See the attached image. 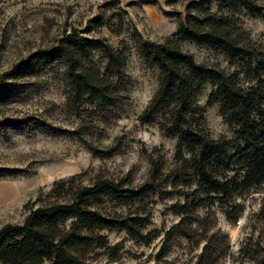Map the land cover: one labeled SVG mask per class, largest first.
Here are the masks:
<instances>
[{
    "label": "rangeland",
    "instance_id": "374dc122",
    "mask_svg": "<svg viewBox=\"0 0 264 264\" xmlns=\"http://www.w3.org/2000/svg\"><path fill=\"white\" fill-rule=\"evenodd\" d=\"M188 0H0V85L12 64L38 49L57 45L66 34L103 39L123 53L124 67L120 95L123 101L106 113L89 105L68 108L62 67L55 66L28 78L30 89L6 105H0V120H36L49 132L33 128L30 132L10 131L0 136V226L20 223L27 209L49 191L53 181L82 174L83 184L96 175L124 180L129 187L143 183L151 162L159 167L167 182L160 189L175 193L165 199L149 194L129 207L103 203L102 212H137L149 217L142 230L144 241L129 238L123 231H102L109 245L118 244L113 258L97 255L91 264H193L204 233H217L226 247L218 264H264V181L227 202L217 198L202 202L196 210L199 223L187 225L188 237H174L165 244L166 253L158 256L163 234L179 216L169 209L173 203L197 202L190 194L193 185L169 176L174 160L175 138L167 137L156 120L141 124L137 115L147 105L157 87V70L147 68L137 54L134 35L149 42L170 38L176 20L184 14ZM218 0H213L215 10ZM258 16L245 10L235 12L242 44L264 49V0H254ZM94 19L102 21L100 26ZM96 20V21H97ZM180 48L204 65L225 73L239 69L223 55L190 42ZM92 61L104 63L97 53ZM102 70V69H101ZM241 77V76H239ZM211 85H203L195 102L202 108V119L209 137L233 141V128L218 111V103L205 106ZM32 123V122H31ZM34 123V122H33ZM110 148L113 153L105 156ZM177 193H182L178 195ZM222 235L225 238L222 239ZM221 240V241H220ZM98 253L101 250H97Z\"/></svg>",
    "mask_w": 264,
    "mask_h": 264
},
{
    "label": "trees",
    "instance_id": "16d2710c",
    "mask_svg": "<svg viewBox=\"0 0 264 264\" xmlns=\"http://www.w3.org/2000/svg\"><path fill=\"white\" fill-rule=\"evenodd\" d=\"M218 1L212 10L213 0H188L183 16L176 20L174 33L162 42L134 35L138 56L147 68L157 70L156 90L137 120L141 124L161 120L159 129L175 138L173 157L177 166L168 174L174 178L171 184L193 185L190 194L201 197L195 203L185 199L170 206L180 218L165 230L160 257L172 238H189L187 225L201 222L196 210L202 202L217 198L225 203L264 181V49L242 44L234 15L245 10L258 16L260 10L254 0ZM96 20L100 26L102 21ZM179 42L205 47L231 63L238 62L240 67L225 73L198 63L180 48ZM93 53L103 61L102 68L92 61ZM55 66L63 68L61 78L68 108L89 105L106 113L123 101L119 93L124 78L122 51L103 39L72 33L59 39L55 47L32 51L12 64L4 74L7 81L0 85V105L15 101L29 90L28 78ZM206 83L211 89L205 106L218 103L219 115L233 128L234 145L207 134L202 108L195 102ZM33 128L49 132L36 120H0V136ZM114 150L110 148L104 155ZM81 177L76 174L53 181L48 193L37 200L38 205L27 209L20 223L0 226V264H91L100 254L113 258L119 245H109L101 232L123 231L131 239L144 241L142 230L149 224V217L137 212H102V204L129 207L149 194H157L159 199L175 194L160 189L167 177H162L154 161L147 179L136 187L98 174L83 184ZM217 236H201L202 245L193 264H218L226 247Z\"/></svg>",
    "mask_w": 264,
    "mask_h": 264
}]
</instances>
